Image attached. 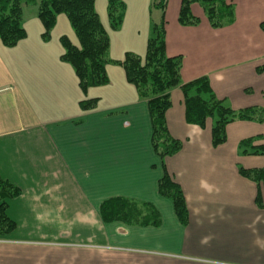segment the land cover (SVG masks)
<instances>
[{
  "label": "crops",
  "instance_id": "crops-1",
  "mask_svg": "<svg viewBox=\"0 0 264 264\" xmlns=\"http://www.w3.org/2000/svg\"><path fill=\"white\" fill-rule=\"evenodd\" d=\"M122 1L125 19L114 30L106 1L95 0L110 38L105 85L82 91L61 60L60 36L78 44L63 14L53 32L61 25L64 33L43 40L39 29L16 44L29 54L22 67L14 65L16 46L0 41V176L19 188L8 200L15 226L0 234V264H264V188L238 173V166L263 167L264 155L237 148L252 136L264 144V118L228 123L226 141L214 147L212 119L204 127L188 124L182 91L171 89L166 124L182 146L164 164L185 197L182 225L158 194L163 169L150 145L147 103L119 63L127 51L144 55L150 26L164 14L166 54L182 56V82L207 76L232 109L264 108V71L256 70L264 63V0H230L234 21L221 28L210 27L196 4L200 22L182 26L181 0H165L163 12L153 0ZM92 98L103 104L82 110L80 100ZM114 196L151 203L160 224L103 221L99 206Z\"/></svg>",
  "mask_w": 264,
  "mask_h": 264
},
{
  "label": "trees",
  "instance_id": "trees-1",
  "mask_svg": "<svg viewBox=\"0 0 264 264\" xmlns=\"http://www.w3.org/2000/svg\"><path fill=\"white\" fill-rule=\"evenodd\" d=\"M107 17L111 29H117L124 16L125 5L122 0H106ZM200 2L211 27L221 28L234 21V7L229 0H181L177 21L182 26H195L199 18L191 12V4ZM43 31L41 37L48 40L54 28L57 16L63 14L77 38L74 44L63 35L59 41L63 52L60 58L73 68L78 86L83 91L92 86L105 85L108 82L106 64L110 38L102 25L95 9V0H39L36 9ZM264 31V21L260 23ZM22 24V1L0 0V41L6 47H12L26 37ZM122 64L126 80L136 88L138 96L147 103L150 119L151 148L159 159L163 174L158 180L157 188L160 196L168 198L174 214L180 224L188 221L186 201L181 187L167 172L164 159L177 153L182 142L174 138L166 124V111L171 106L170 91L179 87L183 94L184 116L188 124L204 127L207 119H212L210 138L216 147L227 139L226 126L237 120L262 122L264 108L249 106L234 110L222 99L218 98L210 85L207 76H201L188 82H182L180 71L182 56L166 54L165 19L152 23L146 41L145 53L140 56L127 51ZM257 72L264 71V63L257 66ZM82 110L92 109L96 99L79 102ZM257 136L244 138L238 143L241 155H264V144H254ZM238 173L264 188V166L244 168L238 166ZM19 194V188L0 176V234L9 233L15 226L7 213L8 200ZM261 205V195L255 198ZM99 213L103 221H121L135 225H159L160 214L148 202L134 199L113 197L101 202Z\"/></svg>",
  "mask_w": 264,
  "mask_h": 264
},
{
  "label": "rangeland",
  "instance_id": "rangeland-1",
  "mask_svg": "<svg viewBox=\"0 0 264 264\" xmlns=\"http://www.w3.org/2000/svg\"><path fill=\"white\" fill-rule=\"evenodd\" d=\"M22 1V5H23V9H24V15H23V13H22V24H23V26H24V28H25V30H26V32H27V34H26V36L27 35H29V39H32L34 36H36V33H38V31H39V29H40V36H41V33H42V31H43V27H42V24H41V22H40V20L38 19V17H37V13H36V2H37V0H21ZM106 1V0H105ZM125 1V0H124ZM154 2H153V5H158V7L160 8V10H161V12H163L164 10V2H165V0H153ZM229 2H230V0H229ZM107 3V2H106ZM180 4H181V1H180ZM198 5L200 8V10L203 12V15H204V17L206 18V20H207V17H206V15H205V12H204V8H203V5L199 2H195V3H192L191 4V12H192V14L194 15V16H196V17H198L196 14H194V12L192 11V7H193V5ZM124 5H125V10H124V16H123V18H122V21H121V23H120V25H119V27L117 28V30L119 29V28H121L122 27V24H123V22H124V19H125V15H126V4L124 3ZM179 8H180V6H179ZM30 10H32L33 11V14H28V12H30ZM179 12V11H178ZM164 14H162V17L161 18H164V16H163ZM131 16L135 19V15H134V12H133V10L131 11ZM235 16V15H234ZM199 18V17H198ZM200 19V18H199ZM129 20V19H128ZM208 21V20H207ZM200 22V21H199ZM159 23V22H158ZM208 24H209V22H208ZM210 25V24H209ZM71 27V26H70ZM211 27V26H210ZM212 28H214V27H212ZM72 29V28H71ZM53 30H54V28L51 30V32H50V35L51 34H54V33H58L59 31H61L62 33H64V30L62 29V27H61V25L53 32ZM114 30H116V29H114ZM73 31V30H72ZM149 35V34H148ZM42 38V37H41ZM49 39H50V37H49ZM48 39V40H49ZM14 46H16V45H14ZM6 47V46H5ZM13 47V46H12ZM19 47V48H18ZM25 51H26V49L23 47V43L22 44H19L18 46H16V50H15V52L13 53V57H16L15 59H14V65L15 66H20V67H22L23 66V64H27V63H29V59L26 57V56H24V54H28V53H25ZM29 55V54H28ZM34 62V61H33ZM19 81H21V80H19ZM19 81L16 79V85L18 86V89L19 90H17L16 89V91H19L20 93H21V89H22V85H20V83H19ZM82 90V89H81ZM83 91V90H82ZM142 99V98H141ZM80 100V99H79ZM142 100H144V99H142ZM81 101V100H80ZM107 102L108 100H105L104 99V101L103 102ZM105 102V103H106ZM100 104H103L102 102L100 103ZM100 104H98V100L96 99V103L93 105V107H98V105H100ZM79 105H81L80 103H79ZM114 197H123V198H127V197H124V196H114ZM110 198H113V197H110ZM149 203V202H148ZM173 206V205H172ZM161 218V217H160ZM117 222H121V221H117ZM121 223H124V222H121ZM124 224H127V223H124ZM127 225H129V224H127ZM132 225H134V224H132ZM147 226H150V225H147Z\"/></svg>",
  "mask_w": 264,
  "mask_h": 264
}]
</instances>
